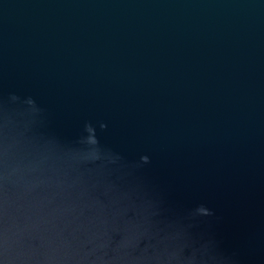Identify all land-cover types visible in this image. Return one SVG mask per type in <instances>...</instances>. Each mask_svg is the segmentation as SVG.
I'll return each instance as SVG.
<instances>
[{
    "label": "water",
    "instance_id": "95a60500",
    "mask_svg": "<svg viewBox=\"0 0 264 264\" xmlns=\"http://www.w3.org/2000/svg\"><path fill=\"white\" fill-rule=\"evenodd\" d=\"M0 264H264V0H0Z\"/></svg>",
    "mask_w": 264,
    "mask_h": 264
}]
</instances>
